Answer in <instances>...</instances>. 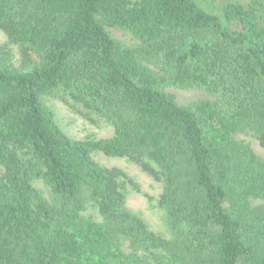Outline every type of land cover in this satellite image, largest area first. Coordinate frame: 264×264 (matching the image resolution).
Wrapping results in <instances>:
<instances>
[{"label":"trees","instance_id":"trees-1","mask_svg":"<svg viewBox=\"0 0 264 264\" xmlns=\"http://www.w3.org/2000/svg\"><path fill=\"white\" fill-rule=\"evenodd\" d=\"M222 13L194 0H0V30L21 47L20 67L0 48V264H264V208L252 204L264 201V160L235 139L252 131L264 145V0ZM169 88L215 100L185 108ZM56 91L115 135L68 138L41 101ZM98 153L162 181L170 240L127 208L124 174Z\"/></svg>","mask_w":264,"mask_h":264},{"label":"rangeland","instance_id":"rangeland-1","mask_svg":"<svg viewBox=\"0 0 264 264\" xmlns=\"http://www.w3.org/2000/svg\"><path fill=\"white\" fill-rule=\"evenodd\" d=\"M194 1L201 10L217 16L220 20H223L222 9L227 1L248 2V0ZM107 31L126 48H134L140 45V42L130 32L116 28H107ZM0 48H5L10 52L16 67L21 66V47L11 44L2 30H0ZM167 91L185 108H191L195 103L202 100H215L205 90L201 89L169 88ZM41 101L60 131L72 140H102L112 138L115 135V127L106 117L63 91H56L51 95L43 96ZM235 139L239 143L249 146L260 159L264 160V145L255 132H240L235 135ZM93 160L106 169H118L124 174L119 180L126 195L127 208L140 217L151 232L170 240L172 238L171 230L166 215L160 206V199L163 194L162 181L152 176L131 157L116 158L98 153L93 155ZM3 174L4 170L0 164V178ZM34 186L47 202L55 203L56 197L49 184L39 179L34 181ZM252 204L254 207L264 208V201L255 200ZM85 214L92 216L94 220L100 219L98 210L94 209L90 203Z\"/></svg>","mask_w":264,"mask_h":264}]
</instances>
